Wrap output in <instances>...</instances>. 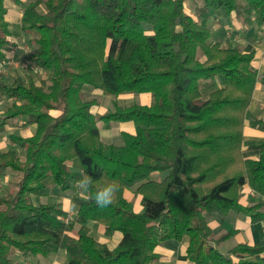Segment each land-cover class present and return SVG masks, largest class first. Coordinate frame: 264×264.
Masks as SVG:
<instances>
[{"label": "trees", "instance_id": "obj_1", "mask_svg": "<svg viewBox=\"0 0 264 264\" xmlns=\"http://www.w3.org/2000/svg\"><path fill=\"white\" fill-rule=\"evenodd\" d=\"M7 1L21 5L0 0V66L15 45ZM184 1L36 0L25 7L20 29L35 45L30 61L46 79L43 85L30 78L0 81V98L8 102L0 132L15 120L34 126L33 136L10 138L22 157L0 151V175H17L14 191L0 196V264H13L12 252L47 256L53 247L66 252L65 264H159L156 248L168 241L185 243L188 264H264V241L221 253L215 246L232 233L215 237L204 218L236 212L252 223L264 220L261 201L239 204L245 186L264 198V143L248 148L256 160L241 149L257 83L254 53L213 42ZM199 1L201 19L223 9L264 23V0ZM85 87L112 97L150 94L152 101L98 117V101ZM98 122L131 123L134 133L122 132L123 146L105 144ZM257 125L264 131V122ZM73 160L79 172L69 168ZM82 171L93 178V192L107 182L119 185L110 206L100 208L84 193L72 199L76 209L67 223L57 204L31 202L50 183L71 191ZM154 172L166 175L150 180ZM132 187L141 196L138 213L123 196ZM88 222L106 237L120 233V241L110 250Z\"/></svg>", "mask_w": 264, "mask_h": 264}, {"label": "crops", "instance_id": "obj_2", "mask_svg": "<svg viewBox=\"0 0 264 264\" xmlns=\"http://www.w3.org/2000/svg\"><path fill=\"white\" fill-rule=\"evenodd\" d=\"M186 10L187 9H185V12ZM215 11L217 15H214L213 17L208 15V17L203 18L204 23H206L207 25L211 23L210 24L212 28L210 31L211 34L212 32H217V24H219L220 22H224L223 34L218 35L217 39L213 38L214 39L213 42H219L222 43L223 45H230V46L232 45L234 47L239 48L243 54H249L252 52L254 53L255 60L252 66L257 73V79H256L257 83L252 93L251 102L246 110L244 117L241 149H242V156L245 159L256 160L258 157V153L255 151H249L248 148L254 144L264 143V131L261 130L257 125L258 122H264V83H263L264 43L262 41L264 36V23L261 25L256 24L254 22V17H251L249 20L246 21L244 20V18L237 17L234 12L226 13L224 10L222 12L221 9ZM11 12L12 11H10V9H7L6 21L8 20V18H11L12 16ZM188 14L192 17L190 13ZM19 29H20V20H19ZM5 60L7 63L8 62L7 60L10 59L6 58ZM7 67L8 66H6V68ZM258 75L260 77H258ZM151 101L148 99V103L146 104L149 105ZM95 109L96 108L93 109V113ZM98 123H97L98 128L100 127L99 130L101 128L108 130L106 134L99 133L101 140L114 141L116 136L118 137L120 136L122 138L121 145H115V146L124 145L122 132H127L130 134L134 133V128L131 123H116L120 126V128L117 129L118 132L115 131L116 133H111L109 131L111 123H115V122H111L107 126L103 122H98ZM14 124L19 126H33V125L24 124L23 120H15ZM14 124L13 121L8 122L6 129H8L11 125ZM102 142L105 143L104 141ZM105 144H111V143H105ZM69 163H68L69 168L71 170L74 169L72 171L75 172L80 171V169L77 167L76 164H73L72 167L69 165ZM56 189L59 191L58 188ZM69 195H70V191L66 193H61L60 198L63 199L62 201H64L65 198ZM123 196L127 201L133 204V208L135 212L138 213L142 211L141 196L135 194V191L133 192V190L130 189L125 190ZM62 201L59 200L54 204L59 205L58 203ZM258 201H261L263 203L262 210L264 212V198H259L258 195H256L253 191H251L247 186L243 187L240 190L239 204L242 207L253 206L257 204ZM62 210L66 212L65 211L66 209L62 208ZM205 221L208 224L211 231L214 233L213 235L215 237L229 232L232 233V235L228 239H226L219 245L215 246L218 249L223 244L229 242L228 245L226 244L225 249L223 251H220L221 253H227L230 249H232L237 245L245 244V245L253 246L255 244L264 241V220L252 223L250 218L242 213L228 212L226 214H221L219 212H211L207 214ZM86 225L88 226L91 232H94V234L97 235V238L100 240V242L105 243L110 250H112L121 239V235L118 232L114 233L111 237H106L103 234L102 228L100 226H97L94 222H88ZM185 248H186L185 243H177V242H169V241L165 242V244L162 243L160 246L156 248V252L160 255L159 264H173L174 259L178 261L174 264H188L185 255ZM52 249L53 250L51 251V253L48 254L47 256H40V255L23 256L22 254L16 252L14 254V258L11 259L13 261V264H65L67 260L66 252L58 247H53ZM262 258L264 259V254L262 255Z\"/></svg>", "mask_w": 264, "mask_h": 264}, {"label": "rangeland", "instance_id": "obj_3", "mask_svg": "<svg viewBox=\"0 0 264 264\" xmlns=\"http://www.w3.org/2000/svg\"><path fill=\"white\" fill-rule=\"evenodd\" d=\"M36 0H21V5L13 4L12 2L7 1L5 3L7 9H10L11 12V18H8L7 22L9 24L12 37L10 41L14 42V46L11 47L10 50L6 51V58L10 59L7 60L8 62H13L17 64H13V66L10 64L5 70V72L0 77V81L4 79L6 82L10 83L14 78H21L23 80L32 79L37 85H43L45 83L46 79V73H44L42 70L38 69L31 61H30V55L32 51L35 49V45L31 41L30 37L21 33L19 29V20H21L23 15V10L29 3L35 2ZM45 0H41V2H44ZM199 0H185L184 1V7L186 10V13H190L192 17L195 20H198V22H201L204 27H207L211 31L210 24L204 23L203 19L199 18V16L195 12V8L199 6ZM38 10L43 12L44 7L43 4L38 6ZM188 11V12H187ZM223 12V9H221ZM215 10L209 11V16L213 17L214 15H217L215 13ZM243 18V17H239ZM223 23L220 22L217 24V32H212L211 40L213 41V38H218V35L223 34ZM264 43V42H263ZM223 45L222 43H220ZM223 46H230V45H223ZM232 46V45H231ZM9 69V71H8ZM8 74V75H7ZM84 93L89 95L90 97L95 98L98 101L97 107H95L94 114H96L98 117L102 116L108 112H114L115 109H124L127 107H130L132 105H139V106H149L148 99L151 101V95L150 94H124L119 95L117 97H112L108 95H104L101 92L92 89L91 87H85ZM207 92H204L205 95ZM8 105V102L0 98V115L3 113L4 108ZM102 110V111H101ZM101 111V112H100ZM15 121H13L14 124ZM99 124V123H98ZM107 126V125H106ZM100 128V127H99ZM120 126L116 123H111L109 131L111 133L118 132L117 129H119ZM108 130H105L104 128H101L99 130V133L106 134ZM116 131V132H115ZM34 134V127L33 126H19V125H11L8 129L0 133V151H6L8 149H13L17 152V154L22 157L23 151L15 145L12 140L10 139L12 136H20L22 138L31 137ZM105 143H111L114 145H121L122 138L119 136H116L114 141H106L101 140ZM23 160V158H22ZM73 164H76L79 168V164L77 160H73L69 163L70 166L73 167ZM74 170V169H72ZM166 173H159L154 172L150 175L149 179L154 181H161L165 177ZM17 181V175L7 171L4 175H0V196H3L7 194L8 192L14 191L15 184ZM136 187H132L130 190L135 191ZM128 190V189H126ZM124 194V192H123ZM61 193L53 186L52 183L49 184V191L47 194L40 196V197H32L31 202H34L35 204H41V203H56L57 201H62L63 199L60 198ZM84 196V193L79 192L76 190L75 187L72 188L70 191V195L65 198L64 201L58 203L59 208L66 209L67 216L63 219L69 222L70 218L74 215L76 207L71 202L72 199L82 197ZM207 214H204V218H206ZM92 226V225H91ZM77 225H74V230H77ZM93 235L97 238V235L92 232ZM213 233V232H212ZM214 234V233H213ZM98 239V238H97ZM110 239V238H108ZM99 240V239H98ZM100 241V240H99ZM174 242V241H169ZM165 244V243H164ZM227 245L229 242L226 243ZM226 244H223L221 247L218 248L219 251H223L225 249ZM16 252H12L10 257L13 259L14 254ZM174 259V263H176Z\"/></svg>", "mask_w": 264, "mask_h": 264}, {"label": "clouds", "instance_id": "obj_4", "mask_svg": "<svg viewBox=\"0 0 264 264\" xmlns=\"http://www.w3.org/2000/svg\"><path fill=\"white\" fill-rule=\"evenodd\" d=\"M74 187L77 191L92 194L94 203L100 208L110 206L119 192V185L115 182H107L93 192V178L82 171L80 178L74 181Z\"/></svg>", "mask_w": 264, "mask_h": 264}, {"label": "built area", "instance_id": "obj_5", "mask_svg": "<svg viewBox=\"0 0 264 264\" xmlns=\"http://www.w3.org/2000/svg\"><path fill=\"white\" fill-rule=\"evenodd\" d=\"M263 42H264V36H263V40H262ZM12 65L13 66V64H17L16 62L15 63H13V62H7V63H5V64H2L1 66H0V77L2 76V74L5 72V68H6V66H9V65ZM258 77H260L259 75H258ZM65 222H67V221H65Z\"/></svg>", "mask_w": 264, "mask_h": 264}]
</instances>
